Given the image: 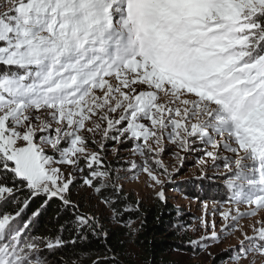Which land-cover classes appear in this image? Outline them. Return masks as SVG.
Instances as JSON below:
<instances>
[{
    "label": "snow or ice",
    "instance_id": "snow-or-ice-1",
    "mask_svg": "<svg viewBox=\"0 0 264 264\" xmlns=\"http://www.w3.org/2000/svg\"><path fill=\"white\" fill-rule=\"evenodd\" d=\"M189 159L225 192L174 225L193 255L264 264V0H0V264H125L92 202L134 243L125 185L166 202Z\"/></svg>",
    "mask_w": 264,
    "mask_h": 264
},
{
    "label": "trees",
    "instance_id": "trees-1",
    "mask_svg": "<svg viewBox=\"0 0 264 264\" xmlns=\"http://www.w3.org/2000/svg\"><path fill=\"white\" fill-rule=\"evenodd\" d=\"M130 199L135 202L136 199L133 194H130ZM41 203L40 200H36L30 210H34ZM57 209V202L51 204V206L44 212L37 222V229L42 234H48L51 230L52 234H55L56 229L60 223L68 218L67 214L61 216L59 222L55 219ZM30 214V213H29ZM132 217L139 226L143 221V227L139 231L135 242L132 243L139 251V260L130 258L127 255L128 249V237L125 235L126 229L120 226H105L109 230L108 244L118 252H125L122 257L125 264H182L172 260L169 256L170 251H189L186 241L189 239L184 231L175 227L178 223H183L182 216L178 214V207L174 204L166 201L155 200L151 204L140 205V212L133 213ZM127 219V215L125 216ZM75 233H65V239H71V236ZM123 242V243H122ZM97 250H103V243L97 239L91 233L87 234V238L78 240L75 248L65 249L64 251H76L79 253H93L92 258ZM223 254L216 255V260L211 264H217L219 261L224 260ZM82 264H90L89 259L83 260Z\"/></svg>",
    "mask_w": 264,
    "mask_h": 264
},
{
    "label": "rangeland",
    "instance_id": "rangeland-1",
    "mask_svg": "<svg viewBox=\"0 0 264 264\" xmlns=\"http://www.w3.org/2000/svg\"><path fill=\"white\" fill-rule=\"evenodd\" d=\"M127 147L125 146L124 152H127ZM109 158H111V153H109ZM198 175L195 171L194 161L189 159L182 170L173 176L170 183L165 185V195L167 201L178 207V214L182 216V221L184 224H192L198 222L199 218L203 214L202 203L207 201L211 204L213 201L221 200L225 196L223 188L214 182L208 180H198L195 176ZM125 191H130L135 199H139L142 203L141 205H147L153 203L155 200H159L155 196V192L146 187L143 184V177L140 182L130 181L125 185ZM87 192H81L74 194L73 199H81V197H86ZM161 201V200H160ZM87 206L86 201H82ZM93 207L91 211L98 213L105 226H117L116 223L110 222L107 217L109 216V210L103 205H97L95 201L92 202ZM246 223V221H242ZM188 238H195V235L191 231L186 233ZM128 241L127 255L130 258L139 260L138 249ZM235 240L231 237L223 240L222 243L214 245L211 247L210 251L215 254H223L225 256L224 260L219 261L217 264H223V262L228 260L229 254L222 251L230 244H234ZM187 246H189L187 244ZM189 251H170L168 254L170 258L176 262L182 264H211L212 259L204 252L196 251V255H193L194 249L189 246ZM242 264H247V261H242ZM259 264V261H258Z\"/></svg>",
    "mask_w": 264,
    "mask_h": 264
}]
</instances>
